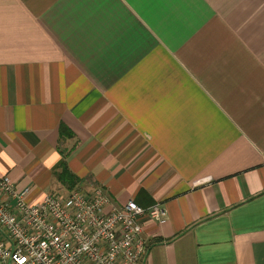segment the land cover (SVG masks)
<instances>
[{
	"label": "crops",
	"instance_id": "obj_1",
	"mask_svg": "<svg viewBox=\"0 0 264 264\" xmlns=\"http://www.w3.org/2000/svg\"><path fill=\"white\" fill-rule=\"evenodd\" d=\"M0 172L161 202L138 264H264V0H0Z\"/></svg>",
	"mask_w": 264,
	"mask_h": 264
},
{
	"label": "built area",
	"instance_id": "obj_2",
	"mask_svg": "<svg viewBox=\"0 0 264 264\" xmlns=\"http://www.w3.org/2000/svg\"><path fill=\"white\" fill-rule=\"evenodd\" d=\"M167 217L161 202L116 206L101 188L33 197L0 172V264H138L144 220Z\"/></svg>",
	"mask_w": 264,
	"mask_h": 264
}]
</instances>
